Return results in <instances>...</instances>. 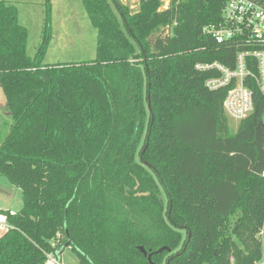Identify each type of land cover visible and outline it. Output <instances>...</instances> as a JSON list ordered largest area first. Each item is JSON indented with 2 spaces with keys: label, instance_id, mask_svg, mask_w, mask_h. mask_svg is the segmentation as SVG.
Returning a JSON list of instances; mask_svg holds the SVG:
<instances>
[{
  "label": "trees",
  "instance_id": "obj_1",
  "mask_svg": "<svg viewBox=\"0 0 264 264\" xmlns=\"http://www.w3.org/2000/svg\"><path fill=\"white\" fill-rule=\"evenodd\" d=\"M110 1L115 10L82 0L95 58L45 64L48 7L30 57L15 6L0 0V175L22 193L0 264H45L64 245L76 264H150L149 254L153 264H254L264 176L251 169V143L261 121L264 132V95L246 82L253 110L231 132L226 89H207L208 74L194 69L234 66L240 48L202 33L226 0L168 10L161 0Z\"/></svg>",
  "mask_w": 264,
  "mask_h": 264
},
{
  "label": "built area",
  "instance_id": "obj_2",
  "mask_svg": "<svg viewBox=\"0 0 264 264\" xmlns=\"http://www.w3.org/2000/svg\"><path fill=\"white\" fill-rule=\"evenodd\" d=\"M129 1V0H123ZM179 0H161L160 10H168ZM133 6L131 5V8ZM222 19L217 24H206L202 33L212 38L216 44L233 43L240 49L234 57V66L220 61L196 62L195 71L208 76L204 85L209 90L226 89L223 110L227 118L235 124L247 117L253 110L252 90L246 82L252 81L264 95V0H226L221 10ZM177 21L172 16L163 28L167 37L174 35ZM0 209V237L10 228L8 215L15 212ZM261 258L254 264H264V234H257ZM45 264H60L54 253L47 256Z\"/></svg>",
  "mask_w": 264,
  "mask_h": 264
},
{
  "label": "rangeland",
  "instance_id": "obj_3",
  "mask_svg": "<svg viewBox=\"0 0 264 264\" xmlns=\"http://www.w3.org/2000/svg\"><path fill=\"white\" fill-rule=\"evenodd\" d=\"M15 6L18 22L27 29L26 53L33 57L42 43L43 27L48 7L49 40L42 55L45 64L87 61L96 56L97 33L82 0H6ZM112 9L114 6L108 0ZM122 2H125L121 0ZM135 0H129L134 7ZM117 15L121 26L122 23ZM124 30V27H122ZM230 130L236 124L229 120ZM22 207L21 190L0 175V209L17 212ZM60 264H76L70 247L59 255Z\"/></svg>",
  "mask_w": 264,
  "mask_h": 264
},
{
  "label": "water",
  "instance_id": "obj_4",
  "mask_svg": "<svg viewBox=\"0 0 264 264\" xmlns=\"http://www.w3.org/2000/svg\"><path fill=\"white\" fill-rule=\"evenodd\" d=\"M251 144L255 147L256 150L255 161L251 169L255 174L264 176V132H263L262 121L259 122L258 125L256 126L254 140L252 141ZM65 247L66 245L61 246L56 250L55 255L57 258H59V255L61 254V252ZM162 249L163 248H160L158 251H161ZM150 257L151 255L149 254L147 256L148 261L150 262V264H153L150 260Z\"/></svg>",
  "mask_w": 264,
  "mask_h": 264
},
{
  "label": "crops",
  "instance_id": "obj_5",
  "mask_svg": "<svg viewBox=\"0 0 264 264\" xmlns=\"http://www.w3.org/2000/svg\"><path fill=\"white\" fill-rule=\"evenodd\" d=\"M2 105V94H1V91H0V106Z\"/></svg>",
  "mask_w": 264,
  "mask_h": 264
}]
</instances>
